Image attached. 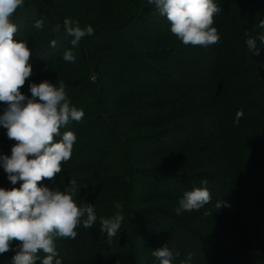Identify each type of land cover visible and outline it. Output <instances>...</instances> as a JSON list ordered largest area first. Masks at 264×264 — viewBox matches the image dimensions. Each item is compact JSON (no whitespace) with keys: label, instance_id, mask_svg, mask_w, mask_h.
I'll return each mask as SVG.
<instances>
[{"label":"trees","instance_id":"1","mask_svg":"<svg viewBox=\"0 0 264 264\" xmlns=\"http://www.w3.org/2000/svg\"><path fill=\"white\" fill-rule=\"evenodd\" d=\"M213 2L221 8L213 23L220 40L207 47L177 42L170 22L153 5L114 24L97 25L86 12L71 18L74 24L94 29L78 46L66 42L73 55L77 51L69 68L77 64L86 71L84 78L65 83L66 89L78 92L71 102L85 116L61 128V136L72 131L77 137L71 159L62 163L53 180L39 184L69 192L74 187V201L78 206L93 204L97 222L91 229L79 225L75 239L55 241L62 264H159L152 255L139 263L138 255L144 248L153 251L165 245L180 253L173 264H180L189 252L191 264H264V45L257 40L261 54L255 56L245 35L264 34L259 27L264 0ZM40 14L48 25L38 30L34 23ZM11 20L18 26L15 41L37 38L29 61L32 68L57 70L59 64L66 69L63 54L55 55L50 43L67 37L51 7L25 0ZM167 61L175 64L177 77L166 73ZM40 82L27 79L21 92L30 97L29 85ZM149 82L153 84L148 88ZM170 103L175 107L165 118L150 115L152 108ZM4 107L0 102V114ZM238 110L244 115L237 124ZM108 117H123L125 134L155 131L146 137L115 134ZM15 143L0 126V145L7 146V155ZM196 147L202 153L186 159ZM165 155H179L181 162L151 166L153 159ZM2 177L0 170L5 188L22 183L7 187ZM140 185L148 190L139 193ZM193 187L208 188L211 202L177 215L179 199ZM117 213L124 219L109 245L99 221ZM138 224L146 234L136 247ZM14 255L15 251L0 254V264H12Z\"/></svg>","mask_w":264,"mask_h":264},{"label":"clouds","instance_id":"2","mask_svg":"<svg viewBox=\"0 0 264 264\" xmlns=\"http://www.w3.org/2000/svg\"><path fill=\"white\" fill-rule=\"evenodd\" d=\"M161 16H165L173 33L185 46H210L220 40L217 28L213 27L214 15L221 8L213 0H147ZM25 0H0V102L5 107L0 114V126L7 129V137L16 143L11 147V155L0 153V167L7 174L11 185L22 181L20 187H0V254L12 250V264H62L55 241L58 238L75 239L76 228L83 225L91 229L97 222L93 204L78 206L74 201L75 188L61 191L41 186L44 179L53 180L62 171V163L71 159L73 146L77 140L72 131L61 136V128L70 122L82 121L85 113L72 105L66 92L64 81L59 84L45 79L39 84L31 83L28 97L21 92L26 80L33 75L30 64L32 51L25 40L15 41L14 33L18 26L11 17L18 8H23ZM44 19H37L36 29H42ZM264 28V21L259 24ZM60 24L55 27L56 31ZM67 36L72 37L71 44L78 46L86 36L94 34L91 25L81 27L71 19L63 20ZM248 50L255 56L261 54L264 34L258 37L245 33ZM51 46H56L52 40ZM63 59L74 62L71 50L65 51ZM238 110L235 123L243 117ZM56 137H61L56 140ZM207 185L206 179H201ZM74 186L75 181L70 180ZM211 193L206 187H193L185 191L178 201L175 213L198 211L211 202ZM216 208L221 202H216ZM227 206V205H226ZM119 207V206H117ZM209 213L205 212V215ZM212 214V213H211ZM124 217L117 213L111 218H100V232L106 233L111 245L113 237L121 228ZM13 241H19L15 248ZM41 253L44 255L41 256ZM159 264H173L178 251L167 245L152 251ZM193 254L188 253L180 264H191Z\"/></svg>","mask_w":264,"mask_h":264},{"label":"rangeland","instance_id":"3","mask_svg":"<svg viewBox=\"0 0 264 264\" xmlns=\"http://www.w3.org/2000/svg\"><path fill=\"white\" fill-rule=\"evenodd\" d=\"M38 1L40 3L46 4L49 8L51 7V9L55 11V14L57 15V17L59 18V20L62 23H63V20L66 18L71 19L72 17L75 16V14L78 15V13H80V12H86L87 14H89V16H88V18L90 19L89 21H95L97 23V25L117 23L125 17H128V16H130L136 12H140L146 5H149L147 0H38ZM156 13H157V11H156ZM156 15H158V14H156ZM38 19H44V16H42L40 14L38 16ZM47 25H48V23L45 22L44 26H47ZM64 36H66V35H64ZM30 37L26 36L24 40L28 42V46H29L30 50L32 51L34 48V45L36 43L35 39H37V38L34 37L33 42H32V39L28 40ZM67 40H71V39L67 36V37L61 38L56 43L55 55L56 54L57 55L58 54H64L65 51L70 50L68 48V45L70 43L66 44ZM176 41L180 43L178 38ZM170 44H172V43H170ZM180 44H183V43L181 42ZM76 55H77V51H75V55H74L75 60L77 58ZM175 57H177V56H175ZM171 62H169V61L166 62L165 66H166L167 70H165V71L168 75L177 77L178 76L176 74L177 68H176L175 64H173ZM65 64H66V69L64 67H61L59 64H57L55 66H58L59 68H57V70H54L53 68H51L50 71H45V67L43 68L42 66H40V67L35 66L33 68V75H31L29 78H31V79L34 78V80H36V81H43V80L47 79L51 82L64 81V83H66L68 81H72L75 79H81V78H84L86 76L84 73L86 71L82 67L77 66V64H75L76 65L75 68L73 67L74 69L69 68L72 66H69V63L67 61H65ZM127 77H128V80L133 78L131 76H127ZM142 77L143 78L145 77L148 79V76H146V75L142 76ZM153 78H154V82H155L157 77L149 76V80H153ZM152 84H153V82H149V84H147L148 88L151 87ZM148 88L146 87L145 90L147 91ZM66 92L68 93V97L71 101L73 100L74 96L78 93L75 89H71V90L66 89ZM141 95L142 94H140L139 97ZM139 97H133V99L139 98ZM174 107H175V105L170 103V105H167L164 107L152 108V110H149V111H150V115H154V116L160 118V120H161V119L165 118V116H168L169 114H171ZM104 112H106V111L104 110ZM108 118L112 121L113 125L116 127V128L113 127L115 134H117V131H118L120 134H122L123 136L126 135L127 137L128 136L146 137L148 135L153 134L155 131V130H151V132H144V131L136 130L134 132L128 131V133L125 134L126 131L124 128L126 126L125 127L122 126V125H124L123 123H125L123 117H108ZM174 122L180 123V121H178V120H175ZM160 125H165V122L161 123ZM110 140L111 141L113 140V142L116 143L115 137H110ZM113 150H115V151L118 150L117 145H116V147L114 146ZM7 151H8L7 146H1L0 145V153L7 155ZM191 151H193V153H191L190 156L187 157L186 159H190V158L192 159L193 157L202 153V150L198 147H196L195 150H191ZM179 157H180L179 155H175L172 157H169L167 155L158 156L155 160L153 159V161L150 164L152 167H158V166L164 165L166 163L181 162V161H179L180 160ZM181 159H183V158H181ZM0 170L2 171V173H4V179H3V177L1 178L3 180L2 181L3 184L5 181V184H7V187H10L11 184L7 180V174L4 172L2 167H0ZM0 187H4V186L0 184ZM136 189H138L139 193H143L144 191L148 190V188L146 186H142V185L138 186ZM137 229H139L140 232H139V238L136 241V247H139L142 243L141 240L145 236L146 232H145V230H143V228H141V226H139V224L137 225ZM13 245L16 247L15 243L12 244V247H13ZM8 252H14V251L10 250ZM151 255H152V251L144 248V250L141 251L140 255H138V258H140V259H138L139 263L143 262V260H145L147 256H151ZM7 264H9V262H7Z\"/></svg>","mask_w":264,"mask_h":264}]
</instances>
